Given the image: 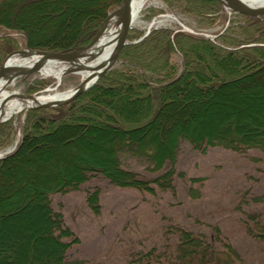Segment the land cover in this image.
Here are the masks:
<instances>
[{
    "label": "trees",
    "instance_id": "obj_1",
    "mask_svg": "<svg viewBox=\"0 0 264 264\" xmlns=\"http://www.w3.org/2000/svg\"><path fill=\"white\" fill-rule=\"evenodd\" d=\"M121 1L0 0V67L9 54L19 49L18 36L21 34L33 49L63 53L84 49ZM162 1L168 9L195 18L199 28L203 23L211 28L227 20L218 0ZM84 4L91 11L81 15ZM35 10L41 14L31 13ZM149 12L147 19L158 13L155 9ZM233 15L242 20L229 19L227 27L213 40L163 27L133 42L139 31L132 29L130 44L124 47L119 58V69L102 76L90 90L68 104L30 110L26 114L17 150L0 159V180L8 181V187L12 186L13 177L10 176L18 175L21 170L33 168L37 174L41 171L43 174L49 168L47 165L54 159V151H42L36 158L29 156L37 150V143L54 144L60 137L68 141L56 144V147L63 146L57 152L71 153L55 170L45 172L43 181L38 180L40 175L30 181L23 180V185L12 193H22L18 200L22 208L29 201L28 207L33 204L34 208L42 209L49 241L55 247L44 262L35 261L30 250L28 254L25 252L26 264H89L82 259H68L71 242L63 239L74 234L65 227L63 216L53 210L50 200L53 194L76 189L96 175L120 188L148 192L153 191V186L172 189L179 146L183 142L195 150L220 146L237 152L257 149L264 153V121L257 123L255 132L240 127L235 119L226 123L227 129L211 133L187 126L190 118L183 119L184 112H181L187 100L217 96L234 84L252 83L254 87H264V16ZM177 55L181 58L180 64L176 63ZM49 85L50 81L46 80H27L24 88L32 93ZM178 120H182L179 127H165ZM17 129L13 119L0 123V149L13 141ZM78 131L85 133L74 136ZM146 134L147 141L143 140ZM85 135L94 141L108 142L111 162L84 161L82 156H77L83 154V147L90 149ZM122 157L144 165L147 174L122 166ZM71 160L78 162L64 173ZM2 191L1 188L0 209L5 201ZM92 199L94 195L88 197L87 202ZM255 224V229L250 227L251 223L245 227L247 233L264 239V225ZM184 229L177 226L168 231L174 241L165 245L169 251L164 247L167 252L159 259L168 264H241L239 254L230 244L208 241L202 234ZM218 240L221 242L220 236ZM155 251L153 249L148 255L155 257Z\"/></svg>",
    "mask_w": 264,
    "mask_h": 264
},
{
    "label": "rangeland",
    "instance_id": "obj_2",
    "mask_svg": "<svg viewBox=\"0 0 264 264\" xmlns=\"http://www.w3.org/2000/svg\"><path fill=\"white\" fill-rule=\"evenodd\" d=\"M149 9H155L158 13L147 19ZM224 10L227 15L224 23L211 28L203 23L199 28L196 27L199 24L194 20L195 18L168 9L162 0H149L141 11L140 24L132 27L139 31V35L134 37L133 42L141 40L151 30L163 27L182 31H185L184 28H189L218 36L217 34L227 27L229 19L237 22L242 20L233 15L235 12L225 8ZM90 11L86 4L82 5L81 15ZM31 13L41 14L37 10ZM164 17H170V19L162 24L153 25L155 19ZM69 18L70 14L67 22L70 21ZM25 37L24 34L18 36L19 49L17 50L25 48L28 42ZM119 58L111 70L120 68ZM175 60L177 64L181 63L179 55L175 56ZM62 64L72 67L69 64ZM42 77L37 72L22 75L16 78L6 90L27 95L65 93L76 88L82 79L81 75L73 73L62 76L60 82L53 77ZM27 80L32 82L46 80L50 81V85L40 92H26L24 84ZM253 85L252 83L243 86L234 84L217 96L195 97L187 100L181 110L184 112L183 119L190 118L187 126L202 132L223 131L227 129L226 123L235 119L240 127L249 128L255 132L257 123L264 121V87ZM49 88L50 90L47 91ZM143 110L144 108L141 112ZM29 111L22 110L18 113L14 123L19 129L13 141L7 147L0 149V159L17 150L21 140L22 122ZM11 119L14 120V116L7 121ZM180 121L182 120L165 127H179ZM78 132L73 133L74 136L85 133ZM59 138L54 144L37 143V150L29 155L36 158L35 156L42 151H54L52 155L55 157L47 165L49 168L45 169L43 174L52 172L55 167L63 163L62 160L70 158L69 152L61 154L57 152L63 146L56 147V144L62 140L68 141ZM84 138L90 142V149L84 150L83 147V150L81 149L83 154L77 156H82L84 161L111 162L112 153L107 150L108 142L94 141L86 135ZM143 140L147 141V134ZM179 147L172 189L161 190L153 186V191L148 192L120 188L113 186L103 176L96 175L76 189L50 196L53 210L63 216L65 227L74 234L72 237L63 239L67 243L71 242L67 252L68 259L71 261L82 259L89 264H168L159 259V256L164 257L167 250L169 251V247L165 245L173 244V235L168 231L180 226L194 234H202L208 241L230 244L239 254L241 264H264V239L248 234L245 228L250 223L251 228L259 227L255 223L264 225V153L257 149L237 152L220 146L195 150L187 142H183ZM76 161L71 160L68 168L65 167L67 169L64 173L68 172ZM122 166L147 174V171L144 172V165H139L125 157H122ZM43 174L42 171L37 174L33 168L21 170L18 175L10 176L13 177L10 180L12 185L10 187H8V181L0 180V189H3L2 197L5 200L0 209V264H26L23 260L24 253L28 254L29 250L34 254L35 261L44 262L45 257L55 248L49 241L42 209H28L29 201L22 208L18 202L22 193L12 194L20 185H23L25 182L23 180L30 181L36 175H40L41 178L38 180L43 181ZM12 181L15 182L12 183ZM92 195L94 199L88 203L87 199ZM216 229H218L217 232ZM75 239L76 242H74ZM218 246L222 247L219 244ZM164 247L167 250L164 251ZM153 249H156L153 252L155 257L148 255Z\"/></svg>",
    "mask_w": 264,
    "mask_h": 264
},
{
    "label": "water",
    "instance_id": "obj_3",
    "mask_svg": "<svg viewBox=\"0 0 264 264\" xmlns=\"http://www.w3.org/2000/svg\"><path fill=\"white\" fill-rule=\"evenodd\" d=\"M223 4V8L230 10L231 12H235L241 15H246L250 17H263L264 16V7H257L246 3L244 0H218ZM133 0H122L119 7L115 9L112 13L108 15V17L103 21L100 25L97 35L94 40L86 46L84 49L73 52H50L42 49H33L30 48L28 42H26L25 48L21 50H17L8 55V57L4 60L0 67V83L11 81L14 82L16 78L22 75H30L32 73H39L45 64L49 61H58L60 63L70 64L72 67L70 69L64 70L62 76L73 73V74H81L82 72H88L89 76L81 79L79 85L72 90V92L63 98H59L57 100L38 102L36 105L25 107L23 110H35L40 108H50L62 106L70 103L75 100L78 96L85 93L91 86H93L97 80L103 76L106 72L110 71L115 64L123 50V48L129 45V32L133 27V9H132ZM111 28H116L118 30V40L114 45V49L108 59V61L97 63L98 57L102 54L104 49H99L96 52H92V49L97 46L101 40V36L103 35V27L109 26ZM185 31H188L192 34H195L199 37L205 38L207 40L215 39L217 36H212L200 31H196L189 28H184ZM18 56L16 58L27 59L29 57H37L39 58L37 63L28 67L27 69H16L15 65L9 62L11 57ZM83 60L85 63L80 64L77 62H81ZM75 63V65H73ZM61 76V77H62ZM61 77L58 79L60 82ZM47 89V91H49ZM21 98L37 100L36 95H27V94H18ZM8 100H5L4 103H7ZM22 111V110H21ZM18 111L15 113L14 122L16 117L18 116ZM8 119L0 118V123L5 122Z\"/></svg>",
    "mask_w": 264,
    "mask_h": 264
},
{
    "label": "bare ground",
    "instance_id": "obj_4",
    "mask_svg": "<svg viewBox=\"0 0 264 264\" xmlns=\"http://www.w3.org/2000/svg\"><path fill=\"white\" fill-rule=\"evenodd\" d=\"M148 1L149 0H133L132 2L133 26L140 24L141 11L145 7ZM244 1L246 3H249L257 7H264V0H244ZM167 19H170V17L155 19L153 21V25L155 23L162 24ZM102 31H103V35L101 36V40L99 44L92 49V52H96L99 49H104L102 54L98 57L97 63L108 61L114 49V45L118 40V34H119L118 30L116 31V28H111L110 25L104 26ZM16 57L18 56H14L11 57V59H9V62L15 65L14 68L16 69H22V68L27 69L28 67L36 64L39 59L37 57H29L27 59H20ZM77 63L84 64L85 62L81 60V62H77ZM77 63L74 62L73 65ZM70 68L71 67L63 65L58 61H49L42 68L40 75L43 77H53L59 79L62 76L64 70ZM80 75L82 76V79H84L89 76V73L82 72ZM12 81L13 80L0 83V118L2 119H9L13 117V115L18 111L23 110L25 107L36 105L38 102L51 101V100H57L59 98H63L64 96L70 94L73 90L71 89L65 93L56 92L51 94L36 95L37 100H30V99L28 100L18 96V94H20L21 92L18 91L10 92L6 90V88L13 83ZM5 100H8L7 103H4ZM28 208L29 209L34 208L33 204H29Z\"/></svg>",
    "mask_w": 264,
    "mask_h": 264
}]
</instances>
